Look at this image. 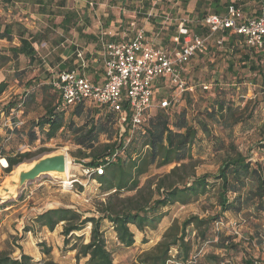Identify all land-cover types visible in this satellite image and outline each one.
<instances>
[{"label":"rangeland","instance_id":"rangeland-1","mask_svg":"<svg viewBox=\"0 0 264 264\" xmlns=\"http://www.w3.org/2000/svg\"><path fill=\"white\" fill-rule=\"evenodd\" d=\"M60 1L61 0H54L50 3V13L42 15L39 14L36 7L31 5V1H29L31 4H28L26 8L20 2L11 3L6 8L3 1L0 0V31H2L5 24L16 22L20 24L21 28L29 30L37 35V42L33 46L37 51V60L39 61V63L35 62L29 64L27 60H22L23 58L21 60L18 59V61L12 59V55L8 49L11 46L19 45L17 34L13 35L11 42L0 40V54L8 57L0 62V82L5 80L8 84L7 90L0 96V117L2 119L0 125L2 133L0 135V150L3 149L6 156L10 155L13 157L16 154L31 153L32 156L30 160L47 154H67L71 164L78 169L77 173L73 171V176L70 178H75L73 180H78L79 184L74 183L72 186L64 184L63 186L65 181L61 178L48 175L40 177L35 182L27 185L15 199L6 200L8 202L4 203L5 199L0 198V207H7L15 203H19L18 208L21 206L23 207L18 213L13 214L11 219L12 221L18 219L20 224L21 218L24 215H26V219H32L33 216L37 215L36 213L45 212L48 211V209L61 208L59 204H64L65 201L71 198L76 201L80 199L81 201L83 199L82 195L85 184H87L86 187L92 185V188L95 189L96 192L100 190L99 182L94 180L95 176H88L85 174V167L83 165L87 164L89 159H83L81 156V152H85L84 147L75 145L78 139L77 135L74 134L76 130L79 131L81 128L88 129L91 126L96 127L98 130L97 145L100 146L107 144L112 145V143L117 144L122 133L116 117L113 114H107L97 105H83L79 115H74L73 111L75 108L73 107L64 109L59 108L60 100L49 85L48 79L51 72L47 62L56 57L50 52V47L58 44L60 33H62V29L59 28L62 16L59 14L67 11V8L73 11L72 7L75 5V0H65V8L62 9L59 6ZM213 1L215 0H189L186 6L183 0H114V4L117 14L129 10L136 12V14L138 13L137 20L139 25L143 19L149 18L148 14L154 16L156 13L157 15L158 13H176L178 24L184 22L185 25H188V29H192V32L203 35L204 32L199 29L197 24L202 19V16L207 15V13H214L210 6ZM219 1L221 5L226 1H231L241 6L243 11L249 15L257 13L258 7L261 6V4H259L254 5V7H243L242 5L244 3L242 1L239 3L238 0ZM91 2H95V0ZM196 8L197 11H195ZM149 23L153 33H155L157 37V33L159 34L160 32L159 29L157 30L158 25L153 24L152 20ZM137 30H141V27H137ZM164 30L165 34L167 32L171 36L175 32L166 30V27ZM164 32H160L159 40L156 41V43L171 46L170 40L165 41L166 36L162 35ZM145 34L147 38L149 37V39H152L151 33ZM153 39L156 40L155 36ZM213 40H215L214 37L209 39L210 46L213 45ZM84 43L85 41L81 46L77 47L79 49L85 48ZM156 43L154 42V44ZM68 49L71 54L74 52L75 47L71 46ZM244 52H246V48L241 44H238L237 50L235 51L230 48H223L218 51L216 49L213 50V47H209L206 56L192 59L188 67L192 84L196 87L195 96L193 100L189 98L186 100L184 98L182 100L179 99V102L167 112L171 115L184 111L186 112L187 122L195 125L194 117L196 115H201L204 109H209L213 100L218 96L219 100L224 101L228 105H232L233 109H238L239 112H242V120L240 123L227 130H224L223 127L215 123H211V126H209L211 133L219 137L220 142H222L224 146L232 144L236 152L246 156L253 164L257 162L264 167V148H261L264 144V69L258 67L255 71L251 70L252 72L245 69L242 71H235L233 75L228 74L226 71L218 72L220 70H225L228 65L227 63L231 62L235 63V68L238 69L241 64L239 58ZM212 53H214V55L219 54L225 56L216 57V61L218 60L216 63V61L213 62ZM252 64H255V60L252 61ZM215 79L219 81V88L222 89L214 95L210 90L214 86L213 82H215ZM242 82L248 85V88L242 87V92L248 93L249 96V98L245 100H241L238 94H236V91L232 90L233 88L230 86L234 83L241 84ZM203 85L209 87L208 91L202 89ZM25 95L27 96L25 104L17 114L13 115L14 117L11 116L10 112L6 111V107L12 103L18 104ZM162 96L165 97L168 96V94L164 93ZM159 101L160 98L156 100V103ZM48 108H54L57 112H63L64 115L63 130L59 131V133L50 140L47 139L39 129L34 128L31 130L30 127L33 122L37 121L45 114ZM158 111L159 110L154 107L151 111L152 116L156 115ZM8 120L9 124L12 125V130H16L14 136L10 137L9 140H7V137L12 133L8 130V126H6L8 125ZM13 124L19 125L14 128ZM17 133L20 134L18 135ZM32 134L34 138H32ZM128 139L129 137L127 136L126 141H128ZM216 149L217 147L215 144H213L212 141L210 142L205 134L199 130L195 145L191 151V158L185 162L186 167L184 171L179 172L173 177L174 181L179 182L178 186L189 183L192 175L196 177L215 174L225 158L224 151L219 153ZM1 159L3 158H0V160ZM30 160H24L22 163L18 164V166H15L8 174L4 171V166L0 163V187L2 182L8 180L19 165L28 163ZM174 167V164L162 167H157L155 165L149 166L146 173L139 178L140 186L150 182L151 189H154L155 184ZM104 199V196L96 197L92 200L85 198L81 205L77 207V210L79 213L83 214L91 213L92 216L97 218L98 214L95 212L96 204L103 202ZM217 212H219V209L216 206V195L213 190L205 196L192 200L189 204L166 207L163 210V213H166L165 219L158 225L156 231L148 230L142 233L144 238L141 240L140 245H146L145 247H148L149 240L151 239L154 241L153 239L163 230L164 223L165 225H170L174 220L180 222L190 216L204 218L213 216ZM13 225H18V222ZM90 227V224H88L82 229L81 233L77 234L83 236L84 243H88L89 241ZM102 229L105 230V241L107 249L112 254L113 264H136V257L143 252L139 254L140 250H137L138 247L126 250L118 245L115 240L116 235H114V230L111 229V225L108 221H103ZM130 229L136 233V228L131 226ZM217 232L224 233L225 236L235 237L234 242L238 244L237 248L231 249V251L227 253L216 248ZM208 238L212 239V241L204 244L197 241L200 243L198 245V243L194 241L195 233L191 234L190 240L194 243V251L191 253L192 258L197 254L198 250L201 249L202 252L199 254V257L202 255L218 254L224 262L223 264H244L247 259L256 258L264 261V210H262V212H255L253 208L248 207L240 215L234 212L227 213L220 222L213 225V229L208 235ZM51 251L55 252V248L51 247ZM55 254H57L59 259L62 257L60 250L58 253L55 252ZM66 261L71 264H77L75 262L72 263L71 257L68 256H66L64 262ZM79 264L84 263L80 261Z\"/></svg>","mask_w":264,"mask_h":264},{"label":"trees","instance_id":"trees-1","mask_svg":"<svg viewBox=\"0 0 264 264\" xmlns=\"http://www.w3.org/2000/svg\"><path fill=\"white\" fill-rule=\"evenodd\" d=\"M1 1H3L6 8L15 2H20L26 8L32 2L31 5L37 8L39 14L43 15L50 13L49 4L54 0ZM29 1L31 2L29 3ZM183 2L186 6L189 0H183ZM259 4L262 3L256 2L255 5ZM230 5L243 11L241 6L231 1H226L221 5L219 0H215L210 4L214 13H207V15H224L227 7ZM59 6L64 9L65 0H61ZM195 11H197V8ZM260 13L261 11L258 9V12L255 14H245L249 17H257ZM59 15L62 16L59 28L67 32L71 28H76L78 18L73 11L67 9V11ZM207 15L202 16V19ZM150 17L147 18V22H151L152 20L153 24L165 26L166 30L175 31L172 34V37H175L178 31L176 13H158V15L156 13ZM165 17H168L169 22L165 21ZM185 26L188 29V25ZM197 26L204 32L201 36L208 35V31L202 28L199 23ZM189 30L193 34L200 35L192 32V29ZM14 34H17L19 45L11 46L8 49L12 55V59L16 61L22 56L29 64L39 63L37 51L32 46V44L37 42L38 36L29 30L21 28L20 24L11 22L10 24H5L2 31H0V40L11 42ZM213 37L215 40L224 38V49L230 48L235 51L238 44L246 48V52L239 58L241 64L238 69L235 68L236 64L231 62L227 63L228 65L225 70L218 72L226 71L228 74L233 75L235 71L245 69L250 70V72L255 71L258 67L264 69V66L260 64V55L247 48L243 44L242 38L234 35L229 30L219 32ZM209 47H213V50H218L214 45ZM207 53L197 55L193 59L202 58ZM215 55L212 53L213 62L216 61V57L225 56ZM251 57L258 62V66L251 65ZM7 58L0 54V62ZM74 68L75 66L63 69V71H75ZM61 71H57V73H61ZM187 72L184 76L192 84L189 67ZM213 85L210 91L215 95L222 88H219V81L217 79H215ZM230 86L239 97L243 95L248 96V93L242 92V87L248 88V85L243 82L241 84L234 83ZM7 88V82L5 80L1 81L0 96ZM50 88L53 90L51 85ZM162 94L164 92H160L157 95L155 102L159 98L160 100L164 98ZM26 97L25 95L18 104H9L6 107V111L10 112V110L16 108L19 104L23 106ZM183 98L185 100L187 98L191 99L190 95L187 94L183 95L180 100ZM175 105L172 104L166 109H158V113L154 116L149 111L148 118H145L142 122L141 130L135 131L132 136H128L126 131L122 134L117 144L97 145L98 130L94 126L88 129L81 128L79 131L76 130L74 132L78 137L75 145H81L85 150V152H81L82 158L89 159V162L83 166L85 168L103 166V174L97 175L94 178L100 184V195L105 197L103 202L96 204L95 212L98 214V217L95 218L92 215L87 217L83 213H79L73 209L58 208L48 209V211L36 216L33 222L38 229L46 228L48 231H52L56 225L63 223V251H75V263L79 264L80 261H83L84 264H113L112 254L107 249L105 241V230L102 229L103 221L106 220L111 225L116 234L118 245L123 248H131L134 243V234L130 229L131 226L142 233L148 230L156 231L158 225L166 216V213H163L164 208L189 204L192 200L205 196L213 190L216 195V206L219 212L213 216L204 218L190 216L180 222L177 220L172 221L156 245L136 257V264H202V262L203 264H223L224 262L218 254L202 255L199 257V254L202 252L201 249L192 258L191 253L194 251V243L190 240L191 234L195 233L194 241H200L201 244H204L212 241V239L208 238V235L212 231L213 225L220 222L225 214L234 212L240 215L248 207L253 208L255 212H262L264 210V167L257 162L253 164L246 156L236 152L232 144L224 146L220 142L219 137L211 133L209 127L211 123H215L223 127L224 130L232 128V126L241 122L242 112H239L238 109H233L232 105L219 100L218 96H216L209 109H204L201 115L194 117L195 125H193L187 122L186 112L181 111L171 115L167 112ZM82 106L83 104H79L75 108L73 111L74 115H79ZM99 107L105 111L103 107ZM30 127L31 130L34 128L39 129L47 139H53L64 128L63 112H57L54 108H48L45 114L33 122ZM199 130L205 134L210 142L212 141L215 144L217 147L216 151H219V153L224 151L225 158L215 174L196 177L192 175L189 183L178 186L179 182L174 181L173 177L179 172L184 171L186 167L185 162L191 158V151L195 145ZM31 136L34 138L33 134ZM127 136L129 137L128 141H126ZM261 148H264V144ZM31 156V153L16 154L14 157L10 155L6 156L4 150H0V158H3L7 162L8 167L4 169L7 174L24 160H30ZM172 164L175 167L155 184L154 189H151L150 182L140 186L139 178L146 173L149 166L162 167ZM88 224L91 226L89 241L88 243H83V236L78 237L74 234L81 233L82 229ZM23 231L29 232V228L25 227ZM216 238V248L226 253L231 251V249H236L238 246L234 242L235 237L233 236L229 237L225 236L224 233L217 232ZM72 241L73 243H71ZM68 245L69 248L66 249ZM39 247L42 248V253L46 257L41 262H35L34 259L24 254H21L15 260L11 257L12 251L3 250L0 252V264H58L49 258L51 248L44 247L42 243L39 244ZM244 264H264V261L259 258L247 259Z\"/></svg>","mask_w":264,"mask_h":264},{"label":"built area","instance_id":"built-area-1","mask_svg":"<svg viewBox=\"0 0 264 264\" xmlns=\"http://www.w3.org/2000/svg\"><path fill=\"white\" fill-rule=\"evenodd\" d=\"M259 1L264 4V0ZM165 21L169 22L168 17H165ZM198 23L208 31L207 36L191 33L185 23L180 22L177 34L171 40L172 48L150 45L143 29L137 30L133 39L125 43L106 41L109 36L113 38L111 33L100 35L98 48L105 65L104 83L93 85L76 71L54 73L49 84L61 101L60 108L88 103L101 106L107 114L116 117L122 131L120 137L126 131L128 136H132L135 131L141 130L143 120L148 118V112L154 107L166 109L177 104L185 94L194 98L196 87L184 76L188 73V64L195 56L207 53L209 39L224 30L242 38L247 48L260 55V64L264 66V7L259 16L249 17L241 9L230 5L224 15L209 14ZM212 43L218 50L224 48V38L213 40ZM84 53L78 49L75 56L82 59ZM202 89L208 91L209 87L203 85ZM160 92L168 96L156 103L155 99ZM240 98L245 100L249 96L243 95ZM21 108L22 104H19L10 110L11 116ZM18 125L14 124L13 127ZM84 171L88 176L102 175L103 166L85 168ZM73 179L67 180L70 186L79 184L78 180Z\"/></svg>","mask_w":264,"mask_h":264},{"label":"crops","instance_id":"crops-1","mask_svg":"<svg viewBox=\"0 0 264 264\" xmlns=\"http://www.w3.org/2000/svg\"><path fill=\"white\" fill-rule=\"evenodd\" d=\"M91 1L92 0H75V5L72 7V10L74 14L77 16L78 22L76 28H71L68 32L62 30V33H60V39L57 42L58 44L53 47H50V52L53 53L56 57H54L52 60H49L47 62V65L50 67L49 70L51 72L48 81H50L54 73H57V70L63 71V69H69L75 66L74 68L75 71L81 74L82 76L88 78L93 85H102L104 83L103 73H104L105 65L103 64V55L99 51L100 48H98L99 37L102 34L111 33V36H113V38L110 36L107 37L105 39L106 41L115 40L119 43H125L126 41L133 39L134 34L137 31V27H141V30L142 29L145 30L147 34L148 33L152 34V39L146 37V41L150 45L155 47L160 46L166 48L173 47L172 43L170 44L171 46H167L162 43L159 44L156 43V41L159 40L160 37L159 34H161L160 32L165 31L164 26L161 25H158L161 27L157 26V30L159 29L160 32L159 34L157 33V37H156V34L153 33L150 24L147 22V18L143 19L140 25L138 24L139 23L137 20L138 13L136 14V12L129 10L117 14V12L115 11L116 6L114 4V0H95V2H91ZM240 1L244 3L243 7H247V6L254 7L256 2L260 3L259 0H238V2ZM263 7L264 4H261V6L258 7V9L261 11ZM162 35L166 36L165 41L166 40L171 41L173 38L167 32L166 34L165 32L162 33ZM154 36L156 40L153 39ZM84 41H85L84 43L85 48H80V49L83 50L85 53L82 59H78L76 58V56H74V54L78 50L77 46H81V44ZM154 42L156 44H154ZM33 45L34 44H32V46ZM71 46H74L75 50L70 54L68 48ZM18 59L25 60L24 57L22 56L19 57ZM250 60L252 66H258L254 58L251 57ZM252 60H255V64H252ZM1 121L2 119L0 117V125H1ZM6 126H8L9 128L8 130H10V132L12 133L10 136L7 137V140H9L10 137L14 136V132H16V130L14 131L12 130V125L9 124V120H8V125ZM1 134L2 133L0 130V135ZM86 185L87 184H85V189L83 190V195H82L83 199L81 201L80 199H78L79 201H76L75 199L71 198L68 201H65L64 204H59L61 208L63 209L69 208L76 210L78 212L77 207L81 205L82 201H84L85 198L92 200L93 198L96 197H100V196L103 197L102 195H100V191L96 192V190L92 188V185H89L87 187ZM18 204L19 203H15L7 207L6 206L0 207V252L3 250H10L13 252L11 257L15 260H17L21 254H24L30 257L31 259H34L35 262H41L42 260L46 259L45 255L42 253V248L39 247V244L42 243L46 248L54 247L55 252L57 253L60 250L62 254V257L60 259L57 256V254H55L54 251H51L49 258H51L54 262L59 264H71L67 261L64 262L66 256L71 257L72 263L75 262L74 260L75 251H66V252L63 251V241H64V238L62 236L63 223L56 225L52 231H48L46 228L38 229L36 224L33 222V220L36 218V216L40 215L43 212L36 213L37 215L33 216L32 219L29 218L26 219V215H24L21 218V224L20 221H18V219L12 221L11 219L13 214L18 213L20 210L23 209L22 206L18 208ZM84 215L91 216L92 214L85 213ZM17 222L18 225L14 226L13 224H16ZM168 226L169 224L165 225L164 223L163 230L159 233L158 236H156V238L153 239L154 241H152L151 239L149 240L148 247H145L146 245H142V246L140 245L141 240L144 238L142 232H139L136 229V233H135V231L131 229L132 233L134 234V243L131 248H125V249L130 250L134 247H138L137 250H140L139 254L148 251L149 249H151L156 245V243L159 241V239L163 235L164 231L168 228ZM25 227L29 228V232L23 231ZM74 235L77 236V234ZM114 235L116 234L114 233ZM71 243H73V241ZM67 248H69V245L66 246V249Z\"/></svg>","mask_w":264,"mask_h":264},{"label":"water","instance_id":"water-1","mask_svg":"<svg viewBox=\"0 0 264 264\" xmlns=\"http://www.w3.org/2000/svg\"><path fill=\"white\" fill-rule=\"evenodd\" d=\"M65 156V154L60 153L47 154L22 164L24 167L18 171L15 180H4L2 182L0 187V198L5 199L4 203L8 202L18 197L19 193L27 185L35 182L40 177L48 175L60 177L64 175L66 169ZM77 236L81 237L82 235Z\"/></svg>","mask_w":264,"mask_h":264},{"label":"bare ground","instance_id":"bare-ground-1","mask_svg":"<svg viewBox=\"0 0 264 264\" xmlns=\"http://www.w3.org/2000/svg\"><path fill=\"white\" fill-rule=\"evenodd\" d=\"M65 155H66V156H65V164H66L65 173H64V175L60 176L59 178H61L63 181H65V184L68 185V181H67V180H68L70 177L73 176V175H72L73 171H76V173H77L78 169H77L73 164H71L70 159H69V157L67 156V154H65ZM0 163H1L2 166L7 167V162H6V160L1 159V160H0ZM23 167H24V165H20L19 167H17V168L14 170V172L11 174V176H10V178H9L8 180H15V179H16V176H17V174H18V171L21 170ZM8 180H7V181H8Z\"/></svg>","mask_w":264,"mask_h":264}]
</instances>
